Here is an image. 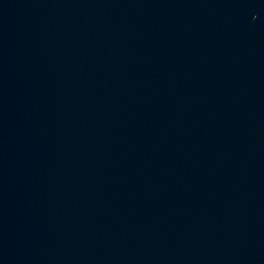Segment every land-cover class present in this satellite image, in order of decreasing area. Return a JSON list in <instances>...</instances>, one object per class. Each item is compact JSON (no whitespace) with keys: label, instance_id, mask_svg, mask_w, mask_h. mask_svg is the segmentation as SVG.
Segmentation results:
<instances>
[{"label":"water","instance_id":"water-1","mask_svg":"<svg viewBox=\"0 0 264 264\" xmlns=\"http://www.w3.org/2000/svg\"><path fill=\"white\" fill-rule=\"evenodd\" d=\"M0 264H264V0H0Z\"/></svg>","mask_w":264,"mask_h":264}]
</instances>
